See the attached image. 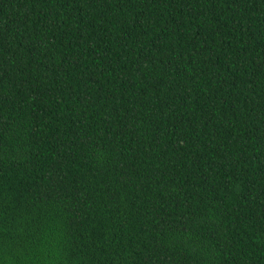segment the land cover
Segmentation results:
<instances>
[{"label": "trees", "instance_id": "trees-1", "mask_svg": "<svg viewBox=\"0 0 264 264\" xmlns=\"http://www.w3.org/2000/svg\"><path fill=\"white\" fill-rule=\"evenodd\" d=\"M0 264H264V0H0Z\"/></svg>", "mask_w": 264, "mask_h": 264}]
</instances>
